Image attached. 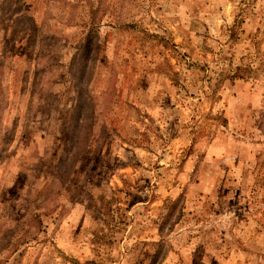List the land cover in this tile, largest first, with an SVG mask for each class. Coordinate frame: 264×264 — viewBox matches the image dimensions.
Masks as SVG:
<instances>
[{
  "label": "rangeland",
  "instance_id": "374dc122",
  "mask_svg": "<svg viewBox=\"0 0 264 264\" xmlns=\"http://www.w3.org/2000/svg\"><path fill=\"white\" fill-rule=\"evenodd\" d=\"M0 264H264V0H0Z\"/></svg>",
  "mask_w": 264,
  "mask_h": 264
}]
</instances>
